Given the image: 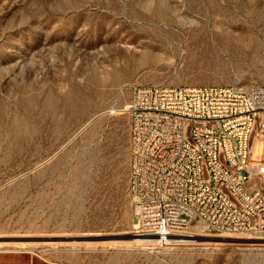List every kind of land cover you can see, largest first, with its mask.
I'll list each match as a JSON object with an SVG mask.
<instances>
[{
  "label": "rangeland",
  "instance_id": "1",
  "mask_svg": "<svg viewBox=\"0 0 264 264\" xmlns=\"http://www.w3.org/2000/svg\"><path fill=\"white\" fill-rule=\"evenodd\" d=\"M145 85L264 86V0H0V264H264V236L137 239Z\"/></svg>",
  "mask_w": 264,
  "mask_h": 264
},
{
  "label": "built area",
  "instance_id": "2",
  "mask_svg": "<svg viewBox=\"0 0 264 264\" xmlns=\"http://www.w3.org/2000/svg\"><path fill=\"white\" fill-rule=\"evenodd\" d=\"M123 112L137 231L264 236V86H139Z\"/></svg>",
  "mask_w": 264,
  "mask_h": 264
},
{
  "label": "bare ground",
  "instance_id": "3",
  "mask_svg": "<svg viewBox=\"0 0 264 264\" xmlns=\"http://www.w3.org/2000/svg\"><path fill=\"white\" fill-rule=\"evenodd\" d=\"M134 227H135V229H138L140 227V224L138 222H136L134 224ZM137 233H138L137 234V239L142 240L144 243H151V242H157L158 243V241L161 242V243H167V242H170V241L171 242H175V243H195L197 241V239H195L193 237L197 236V234L198 235L201 234L203 236H207L206 234H203L201 232L200 233L188 232V233H184V234H181V235H176V236L167 238L166 240H163V239L161 240L158 237L151 236V235H145V234L140 233L139 231H137Z\"/></svg>",
  "mask_w": 264,
  "mask_h": 264
},
{
  "label": "crops",
  "instance_id": "4",
  "mask_svg": "<svg viewBox=\"0 0 264 264\" xmlns=\"http://www.w3.org/2000/svg\"><path fill=\"white\" fill-rule=\"evenodd\" d=\"M30 264H61V263L52 262V261H41V260L34 259L33 261H31Z\"/></svg>",
  "mask_w": 264,
  "mask_h": 264
},
{
  "label": "water",
  "instance_id": "5",
  "mask_svg": "<svg viewBox=\"0 0 264 264\" xmlns=\"http://www.w3.org/2000/svg\"><path fill=\"white\" fill-rule=\"evenodd\" d=\"M197 241L210 242V241H216V238L208 237V236H201L197 238Z\"/></svg>",
  "mask_w": 264,
  "mask_h": 264
}]
</instances>
